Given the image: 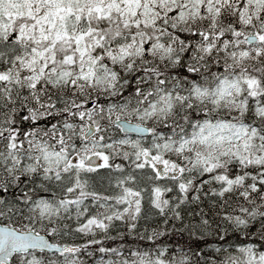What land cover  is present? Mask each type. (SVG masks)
Here are the masks:
<instances>
[{
  "label": "snow or ice",
  "instance_id": "obj_1",
  "mask_svg": "<svg viewBox=\"0 0 264 264\" xmlns=\"http://www.w3.org/2000/svg\"><path fill=\"white\" fill-rule=\"evenodd\" d=\"M97 254L264 264V0H0V264Z\"/></svg>",
  "mask_w": 264,
  "mask_h": 264
},
{
  "label": "trees",
  "instance_id": "obj_2",
  "mask_svg": "<svg viewBox=\"0 0 264 264\" xmlns=\"http://www.w3.org/2000/svg\"><path fill=\"white\" fill-rule=\"evenodd\" d=\"M172 239H180V237L177 236V237H174ZM60 242L61 243H65L66 240L64 239V240H62ZM83 242H84L83 240H79V239H77L75 237H69V239L67 241V243H69V244H71V243H83ZM110 246H112L111 243H110ZM129 246H133V245H129ZM98 257H99V254H97L96 256H93V257H87V256H85L84 259H85L86 263H91V262H93L95 260V258H98Z\"/></svg>",
  "mask_w": 264,
  "mask_h": 264
},
{
  "label": "rangeland",
  "instance_id": "obj_3",
  "mask_svg": "<svg viewBox=\"0 0 264 264\" xmlns=\"http://www.w3.org/2000/svg\"><path fill=\"white\" fill-rule=\"evenodd\" d=\"M68 239H69V237H66V238H65V240H66L65 243H67ZM129 245H131L130 242H129ZM97 259H98V258H95V260H94L93 262H91V263H86V264H96Z\"/></svg>",
  "mask_w": 264,
  "mask_h": 264
},
{
  "label": "bare ground",
  "instance_id": "obj_4",
  "mask_svg": "<svg viewBox=\"0 0 264 264\" xmlns=\"http://www.w3.org/2000/svg\"><path fill=\"white\" fill-rule=\"evenodd\" d=\"M134 135V134H133Z\"/></svg>",
  "mask_w": 264,
  "mask_h": 264
}]
</instances>
